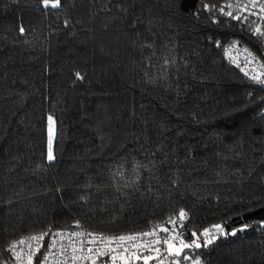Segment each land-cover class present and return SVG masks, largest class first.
Wrapping results in <instances>:
<instances>
[{
	"label": "trees",
	"instance_id": "1",
	"mask_svg": "<svg viewBox=\"0 0 264 264\" xmlns=\"http://www.w3.org/2000/svg\"><path fill=\"white\" fill-rule=\"evenodd\" d=\"M51 2L0 0V264L27 235H124L180 209L185 241L209 229L213 242L148 264H264V84L225 53L264 59V13L251 0Z\"/></svg>",
	"mask_w": 264,
	"mask_h": 264
},
{
	"label": "built area",
	"instance_id": "2",
	"mask_svg": "<svg viewBox=\"0 0 264 264\" xmlns=\"http://www.w3.org/2000/svg\"><path fill=\"white\" fill-rule=\"evenodd\" d=\"M226 57L229 63L236 67L240 73L245 76L247 79L254 83H260V79H264V59L257 56L252 51L241 47L240 45L230 46L226 48ZM256 75L259 77L257 80H253L252 76ZM261 84V83H260ZM178 215V214H177ZM174 215V216H177ZM172 217V216H170ZM169 220V217L164 219L161 222L153 224L150 228H147L142 231L128 233L124 235H137L138 240L136 244H140L143 241H150L155 238L164 237L166 235H176L177 232L172 231L173 225L171 223L166 224L169 228V233H164L156 229L157 237H144L141 234L149 231L153 228L154 225H159L165 223ZM186 222V221H185ZM184 222V223H185ZM178 231L183 233L182 239L184 237V227L180 228L179 225L175 226ZM81 233V235H77ZM91 233L96 236L97 239L103 236H120V235H111V234H101L90 231H85L81 228H72V229H58L49 232L44 236V239L39 242V250L36 251V255L32 257V264H92V260H96V264H107L108 262L112 263L111 255L103 256L97 258L95 253L90 251L91 249L99 247L101 250L107 251L108 248L104 244H92L90 241L92 239L88 234ZM39 234L27 235L24 236L15 242L11 243L7 249V253L15 264H29L28 256L29 254L37 249V242L30 240L32 236ZM25 241V243L20 244V241ZM186 242V241H185ZM178 244V241L176 242ZM12 245H16L15 250L12 249ZM31 245V247L29 246ZM110 248H117V244L114 242ZM153 247H160L162 249L161 254L167 251V246L164 244L154 245ZM132 252H141V253H151L152 255H158L155 251L148 252L147 248L141 246L139 248H131ZM120 251V249H118ZM168 252V251H167ZM16 253H19L20 259L17 260ZM45 256L47 259L45 260ZM75 257V258H74ZM87 257H92L88 259ZM116 264H123V261L120 259L116 260Z\"/></svg>",
	"mask_w": 264,
	"mask_h": 264
},
{
	"label": "snow or ice",
	"instance_id": "3",
	"mask_svg": "<svg viewBox=\"0 0 264 264\" xmlns=\"http://www.w3.org/2000/svg\"><path fill=\"white\" fill-rule=\"evenodd\" d=\"M43 4L45 7H48L50 4V0H43ZM59 5H60V0H53V2H51V7H53V8L59 7ZM205 7H208V6L205 5ZM226 7L231 9L233 7V5L228 4V5H226ZM235 7L240 9L241 12H243L244 9L247 7V5L242 6L241 4L237 3L235 5ZM251 7L253 9L258 7L260 12L264 13V2H260V0H251ZM220 11L223 12L225 15L232 17L233 19H236V20L246 21L248 19L246 16L242 17V16L234 15L232 11L225 12L223 7L220 9ZM250 14L255 15L254 12L250 13ZM260 19L264 20V15H261ZM20 31H21V33H23L24 29L21 28ZM254 31L260 37H264V31H262L260 27H256ZM233 46H235V45H233ZM77 76H78V78H80L79 74H77ZM252 79L257 80V79H259V77L256 75H253ZM259 82L261 84H264V79H260ZM52 123H53L52 117H49L48 159L50 161L53 159V154H52L53 129L51 127ZM187 219H188V213L184 209H180L177 216L169 217V220L167 222L161 223L159 225H154L151 230L146 231V232L141 234L144 237H157L156 229L167 234V233H169L170 230L166 226V224L171 223L173 225L172 231L177 232L176 235H170L169 234V235H166L164 237L152 239L150 241H143L142 240L139 245L135 243L138 240L137 235H120V236H115V237L102 235L100 237V239H97L96 236L89 233L88 235L92 237V239L90 241L92 244H104L108 248L107 251L101 250L99 247L91 249L90 251L94 252L95 256L97 258L106 256V255H109L110 253H112V255H111L112 264H116L117 259L122 260L123 264H129V260L132 258L137 259V260L143 259L144 264H148L149 260L156 259L157 257L144 255L143 253H141L139 251L132 252L130 249L131 248H139L141 246H144L147 248L148 252L155 251L159 255L161 253L162 249L160 247H153V246L154 245H160L162 243V244L167 246V251H168L169 256L174 255L176 257H180L181 254L184 253L185 249H192V248L199 249L202 246L207 247L209 244H211L213 242V236L211 235L209 229H205L203 232L200 233L201 236L206 237V239L203 242V245L198 241V239H192L191 242H185V240L181 238L183 236V233L178 231L175 226L179 225L180 228H183L185 226L184 222ZM214 228L218 233L223 234V229L221 228L220 225H214ZM47 234L48 233H41L39 235L32 236L29 238L30 240L36 241L37 245H38L37 249L32 251L28 256L29 264H32V257L35 256L36 251L39 250V242L42 241L44 239V236ZM77 235H81V233H77ZM192 235H193V237H196L197 233L193 232ZM177 241H178V244L176 243ZM114 242L117 244V248L108 247ZM19 243L23 244V243H25V241L22 240ZM29 246L31 247V245H29ZM15 247H16V245H12L13 250H15ZM118 249H120V251H118ZM16 258H17V260L20 259L19 253H16ZM87 258L92 259V257H87ZM182 258L184 260H188L189 256L183 255ZM46 259H47V257L45 256V260ZM193 261H194V264H200V261L198 259H196L195 257H193ZM92 264H96L95 259L92 260ZM160 264H163V259L160 260ZM172 264H176V261L174 260L172 262Z\"/></svg>",
	"mask_w": 264,
	"mask_h": 264
},
{
	"label": "rangeland",
	"instance_id": "4",
	"mask_svg": "<svg viewBox=\"0 0 264 264\" xmlns=\"http://www.w3.org/2000/svg\"><path fill=\"white\" fill-rule=\"evenodd\" d=\"M52 129H53V125H51ZM53 137H54V129H53ZM53 142V139H52ZM48 146H49V128H48ZM49 151V150H48ZM168 218V217H167ZM109 264H112L111 262Z\"/></svg>",
	"mask_w": 264,
	"mask_h": 264
}]
</instances>
